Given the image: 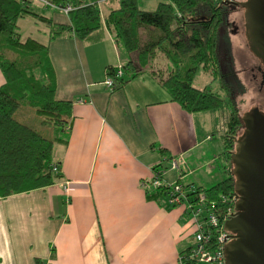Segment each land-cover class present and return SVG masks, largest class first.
Here are the masks:
<instances>
[{
  "label": "crops",
  "instance_id": "1",
  "mask_svg": "<svg viewBox=\"0 0 264 264\" xmlns=\"http://www.w3.org/2000/svg\"><path fill=\"white\" fill-rule=\"evenodd\" d=\"M118 5L102 4L103 14ZM31 9L71 25L68 14L40 0ZM42 24L55 99L72 103L66 141L54 148L61 179L0 199V264H182L193 238L190 212L150 198L141 183L156 168L170 184L204 189L227 179L233 166L214 146L213 112H186L149 72L110 91L109 68L134 54L106 29L85 41L73 33L50 39ZM5 82L0 69V88Z\"/></svg>",
  "mask_w": 264,
  "mask_h": 264
},
{
  "label": "trees",
  "instance_id": "2",
  "mask_svg": "<svg viewBox=\"0 0 264 264\" xmlns=\"http://www.w3.org/2000/svg\"><path fill=\"white\" fill-rule=\"evenodd\" d=\"M108 1L114 0H52L54 10L71 8L67 26L34 12L30 0H0V69L6 80L0 88V199L44 189L61 179L51 165L56 144L66 141L61 136L72 114L71 102L55 99L56 78L48 47L36 39L21 38L18 22L25 18L45 23L50 39L73 33L85 41L106 29L118 45L136 56L124 65L132 74L130 79H120L113 91L149 72L186 112L227 113L225 154L231 159L236 151L244 122L222 71L219 43L230 8L238 5L230 0H165L146 11L138 0H118V7L103 14L102 4ZM158 61L162 63L154 67ZM199 71L221 80L226 96L196 88ZM108 75L115 77V70L109 68ZM22 104L35 109L41 126L49 130L48 137L16 119ZM236 181L231 170L227 179L210 189L198 188L189 197L197 199L203 193L213 211L225 213L231 204L223 197L236 193ZM146 184L147 195L163 205L169 188H155L150 180Z\"/></svg>",
  "mask_w": 264,
  "mask_h": 264
},
{
  "label": "rangeland",
  "instance_id": "3",
  "mask_svg": "<svg viewBox=\"0 0 264 264\" xmlns=\"http://www.w3.org/2000/svg\"><path fill=\"white\" fill-rule=\"evenodd\" d=\"M34 0H31L32 3ZM41 1V0H40ZM165 0H138L139 7L142 10L153 11L158 4ZM236 3L230 8L228 14V23L225 25L220 34L219 56L221 59V67L226 75V82L229 85L236 106L239 110V115L244 116L251 112L253 108H260L264 112V88L261 89V70H264V63L259 56V49L254 40L255 22L254 17H250L251 7H243L241 3L247 0H230ZM36 2L35 4H37ZM158 3V4H157ZM254 5H258L255 3ZM33 18L21 19L18 22L19 32L23 41L28 37L33 36L38 41H45L44 30L45 25ZM13 56V55H10ZM162 63H154L156 67ZM131 73L124 70L123 78L130 79ZM43 80V78H42ZM194 85L198 89H207L214 93L226 96L222 89L221 80H213V78L199 71L194 78ZM213 128L211 135L215 147H221L218 155L225 154L226 144L224 142V134L227 129V113L223 111L213 112ZM16 119L20 122L37 129L42 134L49 136L47 127L41 126V118L36 114L35 109L27 104H22V107L16 114ZM245 126L239 131L238 137L244 135ZM222 155V156H223ZM210 189V188H204Z\"/></svg>",
  "mask_w": 264,
  "mask_h": 264
},
{
  "label": "water",
  "instance_id": "4",
  "mask_svg": "<svg viewBox=\"0 0 264 264\" xmlns=\"http://www.w3.org/2000/svg\"><path fill=\"white\" fill-rule=\"evenodd\" d=\"M254 2L258 5L250 11L255 22L252 31L264 63V0ZM243 122L246 131L230 155L239 201L237 216L225 225L234 238L225 253L227 264H264V112L253 108Z\"/></svg>",
  "mask_w": 264,
  "mask_h": 264
},
{
  "label": "built area",
  "instance_id": "5",
  "mask_svg": "<svg viewBox=\"0 0 264 264\" xmlns=\"http://www.w3.org/2000/svg\"><path fill=\"white\" fill-rule=\"evenodd\" d=\"M31 1V0H30ZM45 7L54 9L52 0H41ZM70 7L63 9L62 12L68 14ZM124 66L115 69V77L108 75L105 85L110 91H113L120 79L124 76ZM52 171L60 173V168L56 164L51 165ZM172 169L180 171L176 161L172 162ZM154 176L150 180L155 188H169V195L162 200L163 205L169 208H175L184 205L193 220V238L190 248L180 256L182 264H227L225 246L234 240L233 234L226 231V222L237 216L236 206L239 201L235 193L231 196L223 197L224 202L231 206L225 213L213 211L208 203L205 194L200 193L196 198L189 197L198 191V188L190 185L185 186L180 183L170 184L164 182V171L161 169L154 170ZM147 181H142L141 185L146 188ZM67 191V187L65 186Z\"/></svg>",
  "mask_w": 264,
  "mask_h": 264
},
{
  "label": "flooded vegetation",
  "instance_id": "6",
  "mask_svg": "<svg viewBox=\"0 0 264 264\" xmlns=\"http://www.w3.org/2000/svg\"><path fill=\"white\" fill-rule=\"evenodd\" d=\"M254 1H256V0H247V3H246V5H244V6H246V7H251V9L253 10L254 9V7H257L256 5H254L255 4V2ZM243 4H245V2L243 3ZM250 14V13H249ZM250 17H252L251 15H250ZM261 83L262 84H260L261 85V89H263L264 88V70L262 69L261 70ZM234 236H237V235H234Z\"/></svg>",
  "mask_w": 264,
  "mask_h": 264
}]
</instances>
